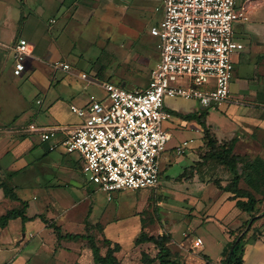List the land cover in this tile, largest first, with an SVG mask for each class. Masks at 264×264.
I'll use <instances>...</instances> for the list:
<instances>
[{
	"label": "crops",
	"instance_id": "obj_1",
	"mask_svg": "<svg viewBox=\"0 0 264 264\" xmlns=\"http://www.w3.org/2000/svg\"><path fill=\"white\" fill-rule=\"evenodd\" d=\"M161 4L162 0H0V180L14 186L18 196V199L6 197L0 188V215L21 207V201L26 203L25 220L12 218L0 227V264H97L86 234L93 237L100 254H105L107 245L103 240L108 239L111 245H119L114 255L120 264H145L141 259L142 252L154 257L159 250L150 241L136 242V239L140 234L159 236L164 233L171 235L166 243L169 252L163 259L157 257L151 264H228L224 262V249L238 236L239 239L242 237L237 251L240 264H264V208L256 213L257 217L252 221L253 212L244 211L236 205V200H245L246 197L233 199L232 192L216 186V182L222 186L227 184L231 174L213 159L204 157L209 148L208 139L214 138L218 142L234 139V153L249 159L257 158L264 164V0H241L240 5L247 10L248 19L234 25V37L243 44V48L232 56L230 95L240 102L230 100L220 104L230 118V126L211 130L206 125L207 111L203 117L204 126L197 122L195 127L201 132L196 144L187 145L188 151L185 150L184 155L189 163L183 171L189 165H194L192 179L198 184L203 198L202 207L189 211L185 216L186 228L181 231L180 240L173 236V225L168 227L165 224L164 231L161 228L157 233L151 230L153 219L149 216L145 220L144 209L140 210L142 214L139 212L145 200L140 201L128 217H117L111 214L117 207L113 205L111 208L105 201L101 204L100 198L94 196L87 183L75 177L69 179L71 174L68 169L75 161L79 164L80 156L77 153L58 151L62 156L60 162H51V166L60 171L49 167L41 169L54 176L61 175L58 178L62 182L43 184L35 180L26 181L27 166L37 159L27 161L23 158L32 149L37 137L28 131V124L33 122L42 126L73 129L81 119L70 112L69 105L84 104L91 92L99 94L100 88L78 77L77 73L84 71L82 63L78 61L80 66H76L69 61L70 57H74L71 51L73 42L78 39L82 41V48L87 47L89 42L84 37L85 33L92 31L98 34L99 25L106 34L105 46H113L112 37L117 38L119 44L127 42L131 36L141 41L146 55L137 56L141 58L140 64L148 67L147 71L142 68L140 73L147 85L149 71L159 59L158 39L150 33V27L161 19ZM19 37L28 41L30 55L25 59L24 70L14 75L12 47ZM124 54L130 53L125 49ZM54 61L68 63L71 71L53 68ZM92 73L99 80L118 85L124 83L126 87L121 79L116 82L109 78L100 79L98 72ZM26 74H30L28 79L39 92L35 98L39 106L34 108L31 119L17 124L15 117L21 118L27 108L32 107L27 104L26 97L20 95L17 105L13 97L19 91L10 83L16 76ZM131 87L135 86L131 84ZM100 94L103 95V92ZM10 105H17L18 110ZM166 110L170 112L167 107ZM204 110L207 109L198 108L195 112L199 114ZM182 119H177L176 126L181 125ZM233 123L238 125L237 130H232ZM178 144L170 147L175 148ZM45 149L50 151L48 144ZM62 173L69 175L68 178L64 179ZM27 185H41L42 188L29 189ZM247 185L243 178L240 179V187L250 189ZM57 187L64 188L63 192L55 190ZM103 192L110 203L137 191ZM254 195L259 202L264 197L260 192ZM203 201L208 202L206 206ZM226 217L229 221L219 228L222 236L198 234L197 231L204 223L210 222V218L221 223ZM246 222H250L248 228ZM243 228L245 232L239 233ZM67 234L82 236L71 238ZM197 237L201 238V245L193 247L194 238ZM207 243L208 246L213 244L218 247L214 258L204 252Z\"/></svg>",
	"mask_w": 264,
	"mask_h": 264
},
{
	"label": "built area",
	"instance_id": "obj_2",
	"mask_svg": "<svg viewBox=\"0 0 264 264\" xmlns=\"http://www.w3.org/2000/svg\"><path fill=\"white\" fill-rule=\"evenodd\" d=\"M159 9L161 19L150 27L158 39L159 59L144 88L120 86L79 71L80 79L103 90V95L89 93L82 105H69L81 119L79 125L27 126L50 151L77 153L88 180L108 194L157 186L161 157L171 138L163 127L170 115L165 97L194 100L201 108L240 102L230 95L232 56L243 48L234 37V25L248 19L247 10L237 0H162ZM12 50V73L19 75L30 55L28 41L19 37ZM52 67L72 69L62 61ZM187 145L183 140L176 152L184 154ZM201 242L194 238L193 247Z\"/></svg>",
	"mask_w": 264,
	"mask_h": 264
},
{
	"label": "rangeland",
	"instance_id": "obj_3",
	"mask_svg": "<svg viewBox=\"0 0 264 264\" xmlns=\"http://www.w3.org/2000/svg\"><path fill=\"white\" fill-rule=\"evenodd\" d=\"M237 2L238 6H240L241 0H237ZM100 27L101 25H99V33H101V36L99 35V33L97 34L92 31L85 33L84 37L89 42L87 47L82 48V41L78 39L73 42L74 47L71 48V51L74 54V57H70L69 61L76 66L79 65L77 62L80 61L82 63V69H84L87 74L93 75L92 71H96L98 72L97 77H100V79L109 78L115 82L122 80L125 82V85L128 88L131 87V84H133L136 88H144L146 86V82L144 81L142 76H140V73L142 68L147 71L148 67H146V65L140 64L141 58L138 57L141 54L146 55L141 41L136 40L131 36V41L129 39L127 42L119 44L120 41H118L117 38L112 37L113 46H105L104 37H106V34L103 33L104 30L102 27V29ZM93 29L96 30V28ZM50 30L52 29L50 28ZM125 49L130 54L125 55ZM29 75L30 74H26L25 76L21 77L16 76L13 81L11 80V83L9 80L10 85H15L16 90L19 91V94L17 95V93L15 92V97H13L14 99H16L17 105L20 95L26 97L27 104L29 106L31 105L32 107V109L27 108V112L20 116L21 118H19V116L15 117L17 120L14 121L15 123L17 121V124H24L28 119H31L34 108L39 106L35 103V98L39 94V92L32 86L30 80L28 79ZM230 80H232V78ZM179 82L183 83L184 79H179ZM96 89L97 88L95 87L94 90ZM99 90L95 92L99 91L98 95H101L100 93H102L103 90L101 88ZM12 96H14V94ZM17 105H10V107L12 109L16 107L15 110H18ZM165 106L171 114L166 120L163 121V127L171 133V138L167 142V150L163 152L161 157V174L156 187L139 189L137 192H130L125 196L119 197L117 202L112 201L109 203L105 199L106 194L103 191L97 189L95 184L91 183L88 180L87 176L82 172L81 159L79 160V164L77 163V161H75V163L73 162L72 166H70V169H68L71 176L66 175L65 173H62V176L64 179L65 177L68 178V176L69 179L70 177H75V179L87 183L90 189L93 190L92 192L94 196H98L100 198L101 204H103L105 201L106 204L111 205V208L113 207V205L117 207L116 211H111V214L116 215L117 217H128L127 215L131 214L137 204L140 203V201L145 200L143 205L139 207V212L140 210L144 209V211L142 212L145 220H147L149 216L153 219L151 230L154 233H157L158 229L162 228L161 230H163L165 224H167L168 227L173 225V236L176 240H180L182 233L181 231L186 228V221L184 220L186 218L185 216L189 211L196 210V208L202 207L201 199L203 198V196L201 194L202 191L198 188V184H196L195 179H192L194 171L191 172L190 169H186L187 173H191H189L186 177L182 174L183 169L189 163L185 155L178 154L175 148H171L170 146L178 143L180 144L183 140L188 141V147L196 144V141L199 138L198 136L201 134L200 131L195 129V127H197L198 121L195 118L184 119L181 114H193L196 110H198V108L201 107L198 104L196 105L193 100H185L177 97H165ZM206 109L208 111L206 125H209L210 129L212 128L214 130H220L221 128L228 127V125L230 126V118L225 113L221 105L219 107L209 106ZM70 112L72 111L70 110ZM178 118H183V122H181V125L179 127L176 126ZM193 119L196 120V122H194ZM231 128L232 130H237L238 125L233 123ZM190 139L192 140L191 143L189 141ZM46 144L45 142H41L39 140V137L37 136L35 138V143L32 149H30V151L26 153L25 157H23L27 161H29V159L37 157L33 164H29L27 166L29 168L27 169L26 173V181L29 180L31 182L35 180L43 184L52 183L54 181L62 182L58 178L61 175L54 176L51 172L41 170L43 168L45 169L49 167L56 172L60 171L59 168L52 167L51 162H60L62 156L61 154H59V152L61 151V149L47 152L45 149ZM188 147H185L186 151H188ZM59 174L61 173L59 172ZM188 179L189 181H187ZM30 187L31 186L27 185V188L29 189L33 187L36 190H41L40 188H42L41 185L32 186L31 188ZM55 190H58V192H63L64 188L57 187V189ZM208 190H211V188H209ZM208 190L206 191V194L209 193ZM16 191L19 192V190L17 189ZM115 192L116 191H114V193ZM203 202L204 206H206V204L208 203L206 201ZM258 204L259 205H257V209H259L260 211L264 208V197ZM80 206H82V204ZM142 212H140V214H142ZM228 218L231 217L229 216ZM209 220L210 222L204 223V226L200 227V229L197 231L198 234H201L203 236H213L214 234L222 236V233L219 232V228H221V225L229 221L227 220V217L225 218L226 221L224 220V222L221 223L215 221L213 218H210ZM244 232L245 229H242L239 233L243 234ZM204 252L210 254L214 258L218 253V247L213 244H210V246H208L207 243V250Z\"/></svg>",
	"mask_w": 264,
	"mask_h": 264
},
{
	"label": "trees",
	"instance_id": "obj_4",
	"mask_svg": "<svg viewBox=\"0 0 264 264\" xmlns=\"http://www.w3.org/2000/svg\"><path fill=\"white\" fill-rule=\"evenodd\" d=\"M206 115L207 110L201 111L199 114H197V112H194L193 114H186L183 116L186 119L195 118L198 123L204 126L203 117H205ZM234 143V139L218 142L214 138H210L208 139L207 143L209 148L208 151L204 154V157L206 159H213L231 174L230 181L227 184L222 186L216 182V186L218 188H222L225 191L232 192L233 195L231 197L233 199L236 197H246L245 200H236V205L244 211L253 212L251 220L254 221L257 217L256 213L260 212L257 211V204L259 203V200L256 198L254 193L260 192L264 196V164L257 158L249 159L247 157L234 153ZM194 168V165H189L186 169H190V171L192 172L194 171ZM189 173H187L186 170L182 172L185 177ZM242 178L248 183L247 186L252 190L239 186V181ZM0 188L3 190V193L6 197L18 199L17 194L14 192V186L8 184L6 181L0 180ZM21 204V207L10 209L4 214L0 215V227L5 226L8 220L12 218L20 217L22 220H25L26 203L24 201H21ZM262 211V213L264 214V210ZM247 223L248 222H246V224ZM80 236L82 235L67 234V237L71 238H78ZM85 238H87V242L92 250L94 261L97 264H120L118 259L114 255V252L119 249V245L117 243L111 245L110 240L104 239L103 241L107 245V249L105 254L102 255L99 253V247L93 240V237L89 234H86ZM170 238L171 235L169 233H164L159 236H148L140 234V236L136 239V242L150 241L154 243V245L159 250L158 254L154 257H150L147 253L142 252V262H144L145 264H151L157 257L163 259L166 256V253L169 252L166 243L170 240ZM241 239H239L236 243H234V241L231 242L229 246L224 249V262H227L228 264L241 263L239 257L237 256V251L239 249ZM231 247L233 248V250L230 252L229 250Z\"/></svg>",
	"mask_w": 264,
	"mask_h": 264
},
{
	"label": "water",
	"instance_id": "obj_5",
	"mask_svg": "<svg viewBox=\"0 0 264 264\" xmlns=\"http://www.w3.org/2000/svg\"><path fill=\"white\" fill-rule=\"evenodd\" d=\"M120 86H124V83H121ZM249 226H250V222L248 223L247 228H248ZM239 238H240V236H238V237L236 238V240H235L234 243L238 242ZM231 251H232V249H231Z\"/></svg>",
	"mask_w": 264,
	"mask_h": 264
}]
</instances>
